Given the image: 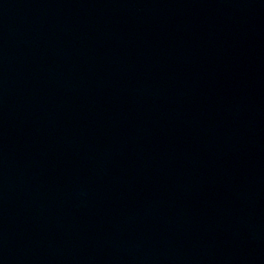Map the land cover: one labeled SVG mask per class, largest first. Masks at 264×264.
Returning a JSON list of instances; mask_svg holds the SVG:
<instances>
[{
	"label": "water",
	"instance_id": "1",
	"mask_svg": "<svg viewBox=\"0 0 264 264\" xmlns=\"http://www.w3.org/2000/svg\"><path fill=\"white\" fill-rule=\"evenodd\" d=\"M0 264H264V0H0Z\"/></svg>",
	"mask_w": 264,
	"mask_h": 264
}]
</instances>
